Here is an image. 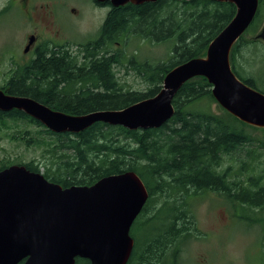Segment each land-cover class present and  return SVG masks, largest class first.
<instances>
[{
    "label": "trees",
    "instance_id": "trees-1",
    "mask_svg": "<svg viewBox=\"0 0 264 264\" xmlns=\"http://www.w3.org/2000/svg\"><path fill=\"white\" fill-rule=\"evenodd\" d=\"M98 5L109 11L97 39L78 45L77 51L42 44L28 64L13 61V74L0 88L70 115L124 109L159 94L165 76L175 67L205 57L210 43L237 13L235 4L212 0ZM263 17L259 0L254 21L230 56L237 77L260 92L246 67L238 65V57L243 44L254 43L243 37L256 31ZM169 40H175V45L166 61L142 57L140 42L157 45ZM131 42L138 46L127 54L123 45ZM120 71L134 74L148 88L128 87L118 77ZM212 89L204 77L189 80L173 99L171 120L148 130L98 122L81 133L56 134L23 111H0V132L6 130V137L27 150L43 149L41 161L7 160L0 163V170L22 165L41 172L45 166L44 177L63 188L92 186L107 176L135 172L149 198L131 229L135 243L128 264H179L184 245L195 236L193 205L203 195L221 196L239 222L264 224V169L258 166L263 161L264 143L248 131L264 129L229 114L217 103ZM212 104L221 110L215 112ZM240 153L244 158L240 159ZM227 157L239 164L238 170L223 168ZM260 258L264 264V253ZM76 264L91 263L78 258Z\"/></svg>",
    "mask_w": 264,
    "mask_h": 264
},
{
    "label": "water",
    "instance_id": "water-1",
    "mask_svg": "<svg viewBox=\"0 0 264 264\" xmlns=\"http://www.w3.org/2000/svg\"><path fill=\"white\" fill-rule=\"evenodd\" d=\"M95 1L121 7L158 0ZM212 1L235 4V17L210 43L205 57L171 70L155 97L120 110L70 115L0 89V111H23L56 134L81 133L98 122L129 130L157 129L174 116L173 99L182 86L204 77L223 109L264 129V93L237 77L230 58L254 21L259 0ZM34 42L30 37L25 53ZM148 198L144 182L133 171L104 177L92 186L63 188L25 166L4 168L0 170V264H76L78 258L91 264H128L135 243L131 229Z\"/></svg>",
    "mask_w": 264,
    "mask_h": 264
},
{
    "label": "rangeland",
    "instance_id": "rangeland-1",
    "mask_svg": "<svg viewBox=\"0 0 264 264\" xmlns=\"http://www.w3.org/2000/svg\"><path fill=\"white\" fill-rule=\"evenodd\" d=\"M4 2L5 0H0V8L8 6L2 4ZM60 2L61 4H36L44 5L49 14L47 17L42 14L44 17L38 30L33 27L34 22L22 15V4H12L8 11L0 14V86L9 81L15 68L14 64L24 65L33 56V53H24L28 37L32 34H38L41 40L50 43L68 46L71 51H77L80 44L97 39L109 8L93 4L92 0ZM262 4L264 12V0ZM243 38L245 42L254 43L241 46L238 65L246 67L245 72L264 92V17L258 29L247 33ZM174 45L175 40L157 45L140 42V49L142 57L166 61ZM136 46L138 42H131L125 47L123 45V49L130 54L137 49ZM118 77L133 90L145 91L148 88L144 81L132 73L126 75L124 71H120ZM212 109L219 112L220 108L212 104ZM31 128L34 130V126ZM248 131L259 143H264V131L255 129ZM5 134L6 130L0 132V163L7 160L15 161L17 158L24 162L32 159L42 160V148L32 147L27 150L22 144L17 146L18 144ZM238 156L240 159L244 158L241 153ZM228 163L234 162L227 157L225 164ZM258 166L264 169V154L263 161ZM228 167L223 166L224 169ZM231 167L239 169L236 164ZM40 170L43 173L46 167L41 166ZM194 204L192 209L196 222L195 236L184 245L179 264H261L260 255L264 253V242H261L264 224L239 222L232 217L231 205L215 193L203 195Z\"/></svg>",
    "mask_w": 264,
    "mask_h": 264
},
{
    "label": "flooded vegetation",
    "instance_id": "flooded-vegetation-1",
    "mask_svg": "<svg viewBox=\"0 0 264 264\" xmlns=\"http://www.w3.org/2000/svg\"><path fill=\"white\" fill-rule=\"evenodd\" d=\"M92 3L96 4V5L100 4L95 0H92ZM2 4H8V6L0 8V14H3L4 12L8 11L9 8L12 6V4H22V6H21L22 15H25L26 17H28L29 20L34 22L33 27L36 30H38L41 27V24H42L41 22L43 21L42 17H44V16L47 17L49 14H48V9H45L46 7L44 5L37 6L36 4H61V2H60V0H5V2ZM107 4H110V3H107ZM98 6H100V5H98ZM42 14L44 16H42ZM30 37H34L35 42L31 45L29 52L26 54L33 53V56L30 57L25 62L24 65L28 64L32 60V58L34 57V53L39 46L48 42V41L41 40L39 38L40 36L38 34H32ZM30 37H28V40ZM52 44H56V43L52 42ZM56 45L59 47L62 46L61 44H56ZM2 86H4V85H2ZM2 86H0V87H2ZM1 90H3V89H1ZM226 164H224L223 166H235V164L237 166H239L238 163H228V165H226Z\"/></svg>",
    "mask_w": 264,
    "mask_h": 264
}]
</instances>
